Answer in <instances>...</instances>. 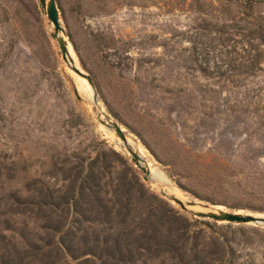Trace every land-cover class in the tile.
Masks as SVG:
<instances>
[{"label":"rangeland","instance_id":"obj_1","mask_svg":"<svg viewBox=\"0 0 264 264\" xmlns=\"http://www.w3.org/2000/svg\"><path fill=\"white\" fill-rule=\"evenodd\" d=\"M56 5L78 68L92 85L63 61L40 0H0V223L9 219L16 231L3 235L19 240L24 224L40 233L33 215H9L2 199L12 191L25 198L28 186L60 188V169L86 173L108 162L121 170L114 151L141 179L124 146L115 144L119 139L98 122L83 80L147 163L154 184L141 181L151 194L167 203L158 190L164 186L182 201L264 217V44L250 36L264 4L251 13L235 0ZM153 170L163 182L152 179ZM173 171H181L176 179L195 196L178 188ZM205 171L249 184L252 196L236 206L212 186L197 185V172ZM254 250L264 253V244L245 251ZM84 258L65 255L61 264Z\"/></svg>","mask_w":264,"mask_h":264},{"label":"trees","instance_id":"obj_2","mask_svg":"<svg viewBox=\"0 0 264 264\" xmlns=\"http://www.w3.org/2000/svg\"><path fill=\"white\" fill-rule=\"evenodd\" d=\"M235 1L250 13L264 4V0ZM250 27V36L264 44V18ZM111 152L122 160L121 170H114L108 162L95 163L86 173L79 167L60 169V188L28 186L25 198L17 191L9 192L2 199L8 214L33 215L40 233L27 231L24 224L17 230L19 240L7 239L3 232L16 231L9 219L2 221L0 259L13 264H61L66 255L72 261L87 257L78 264H264V253L258 256L255 250L245 251L256 241L264 244L263 230L217 225L177 210L151 194L134 169ZM160 162L174 164L167 159ZM174 173L170 177L178 188L195 196L176 179L183 175ZM204 173L197 172V185L212 186L236 206L252 196L249 184L228 180L219 172Z\"/></svg>","mask_w":264,"mask_h":264},{"label":"water","instance_id":"obj_3","mask_svg":"<svg viewBox=\"0 0 264 264\" xmlns=\"http://www.w3.org/2000/svg\"><path fill=\"white\" fill-rule=\"evenodd\" d=\"M45 14L53 26V35L52 38L56 41L59 49V53L64 61H68L70 64L74 65L73 59H71L68 51L69 42L66 39L65 30L61 25V21L59 18V11L55 0H40ZM74 73L80 76L82 79H85L88 84L92 85L91 78L83 73L82 70H79L75 67L71 68ZM94 110L97 112L98 122L105 127L108 131L113 132L116 138H118L124 148L126 149L127 153L131 157V163L135 166V168L139 171L141 175L142 181L152 186L149 168L147 167L146 162L137 154L134 150L129 147V143L127 142V133L123 131V128L115 122L111 117L103 111L101 106L99 105L97 98L94 95ZM160 194L162 197L167 199L172 205L177 206L180 211L189 213L190 215L197 217L211 220L215 223H224V224H235V225H253V226H260L264 228V217L254 216L252 214H238V213H229L223 210L209 208L207 206H203L200 204H196L193 201H186L183 202L179 198L175 197L174 195L165 191V187L161 186L159 189ZM195 207H200L205 211H191V209Z\"/></svg>","mask_w":264,"mask_h":264},{"label":"bare ground","instance_id":"obj_4","mask_svg":"<svg viewBox=\"0 0 264 264\" xmlns=\"http://www.w3.org/2000/svg\"><path fill=\"white\" fill-rule=\"evenodd\" d=\"M52 28L51 29H53V26H51ZM68 51H69V55H70V57H71V59H73V62H74V65H72V64H70L69 63V61H68V58H67V61H64L66 64H68V65H70L72 68L73 67H75V68H77V69H79L78 68V65H77V62H76V60H75V57H74V54H73V52H72V50H71V47L69 46L68 47ZM63 59V58H62ZM80 70V69H79ZM84 81V80H83ZM81 82V83H83V86L86 88V94H87V96H88V98H89V101H90V103L91 104H93V106H95L94 105V101H93V99H94V95H92V93L88 90V88H87V86L84 84V82ZM127 142L129 143V147L131 148V149H136V145H135V143L133 142V140L132 139H130V138H128V140H127ZM115 144L119 147V148H122L123 147V145H122V142L120 141V140H117V141H115ZM147 164V163H146ZM148 167V166H147ZM151 177H152V179L154 180V181H156V182H163L162 181V178H161V176H160V174L157 172V171H155V170H153L152 172H151ZM151 182H152V186H153V181L151 180ZM168 192V191H167ZM169 193V192H168ZM170 194H172V193H170ZM172 195H174V194H172ZM175 196V195H174ZM176 197V196H175ZM182 201V200H181ZM183 202H186V201H183ZM195 208H199V209H201L200 207H195ZM202 211H205L204 209H201Z\"/></svg>","mask_w":264,"mask_h":264}]
</instances>
